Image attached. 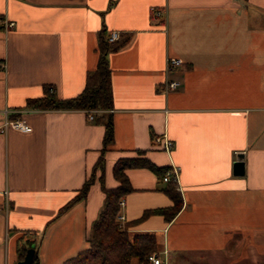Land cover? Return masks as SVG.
<instances>
[{
  "label": "crops",
  "instance_id": "crops-1",
  "mask_svg": "<svg viewBox=\"0 0 264 264\" xmlns=\"http://www.w3.org/2000/svg\"><path fill=\"white\" fill-rule=\"evenodd\" d=\"M112 31L109 109L89 120V109L26 106L44 87L57 99L79 94L99 36ZM168 57L182 64L166 71ZM170 80L179 85L164 93ZM4 110L32 131L0 134V264L22 260L27 240L35 264L83 250L124 158L178 168L181 207L170 221L147 214L173 205L168 182L146 167L123 170L119 226L153 234L164 264H264V0H0V122ZM162 133L170 152L152 141Z\"/></svg>",
  "mask_w": 264,
  "mask_h": 264
},
{
  "label": "trees",
  "instance_id": "trees-1",
  "mask_svg": "<svg viewBox=\"0 0 264 264\" xmlns=\"http://www.w3.org/2000/svg\"><path fill=\"white\" fill-rule=\"evenodd\" d=\"M100 57L95 71L87 78L83 90L76 96L57 99L51 87H44L41 97L30 99L27 107L33 109H109L111 107V93L108 84V67L105 54L110 49L108 36H99ZM105 139L111 137V122H106ZM146 167L162 177L166 171L156 168L146 159L124 158L119 159L113 166V175L119 181V185L113 189H104L105 199L96 220L92 223L87 239V246L72 257L60 264H130L132 259H137L139 264H147V257L156 252V240L153 234L142 233L129 235L125 229L119 226L116 217L119 213V201L130 191L128 180L123 174L126 168ZM90 182H85L78 198L85 195ZM174 183L168 182L165 193L171 198L173 205L168 208L155 209L148 213L163 215L170 221L181 207L179 194L174 190ZM146 216V213L145 215ZM27 247L19 252V259H23L26 250L33 246V241L27 240ZM35 254L31 264H35Z\"/></svg>",
  "mask_w": 264,
  "mask_h": 264
},
{
  "label": "built area",
  "instance_id": "built-area-1",
  "mask_svg": "<svg viewBox=\"0 0 264 264\" xmlns=\"http://www.w3.org/2000/svg\"><path fill=\"white\" fill-rule=\"evenodd\" d=\"M150 11H151L153 17H155V18H160L162 16V10L161 9L152 7ZM3 25L5 28H12L14 24H13V22L3 20ZM119 36L120 35L117 31H112L108 35V42L113 43V42L117 41ZM181 64H182L181 59L175 58V57H168L166 59L165 70L171 71L172 69H174L175 67H177ZM178 85H179L178 81L170 80V81H166L162 85L161 89L164 93H166L168 91L176 90ZM87 117L89 120H92L94 118L93 110H87ZM10 129L16 130V131L21 132V133H29L32 131V127L29 125L26 118L21 113L9 111V110H4L2 112V119L0 122V134L4 135ZM152 141L157 147L161 148L165 152H170L172 145H173L172 141L166 136L165 133H162L161 135L154 137L152 139ZM161 181L166 182V183L169 181H172L174 184H177V182H178V168L171 166L169 169H167L163 173V175L161 177ZM119 205L120 206L123 205V202L120 201ZM117 219L119 221L118 223L120 224V220H122L123 217L119 215L117 217ZM146 263L147 264H164L162 259L159 257V255L157 253L150 254L147 257Z\"/></svg>",
  "mask_w": 264,
  "mask_h": 264
},
{
  "label": "water",
  "instance_id": "water-1",
  "mask_svg": "<svg viewBox=\"0 0 264 264\" xmlns=\"http://www.w3.org/2000/svg\"><path fill=\"white\" fill-rule=\"evenodd\" d=\"M238 159L234 164V172L237 175H241L243 173V162H242V155H238L237 156ZM33 255H34V249L33 247H29L26 252L25 255L23 257L22 260H19L16 262V264H31L32 263V259H33Z\"/></svg>",
  "mask_w": 264,
  "mask_h": 264
},
{
  "label": "rangeland",
  "instance_id": "rangeland-1",
  "mask_svg": "<svg viewBox=\"0 0 264 264\" xmlns=\"http://www.w3.org/2000/svg\"><path fill=\"white\" fill-rule=\"evenodd\" d=\"M90 110V109H89ZM91 110H93V109H91ZM174 188H175V186H174ZM175 190V189H174ZM142 264H144V263H142Z\"/></svg>",
  "mask_w": 264,
  "mask_h": 264
}]
</instances>
